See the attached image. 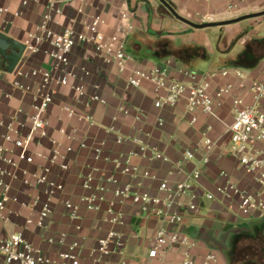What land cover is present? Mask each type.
Here are the masks:
<instances>
[{
  "label": "built area",
  "instance_id": "built-area-1",
  "mask_svg": "<svg viewBox=\"0 0 264 264\" xmlns=\"http://www.w3.org/2000/svg\"><path fill=\"white\" fill-rule=\"evenodd\" d=\"M30 1L21 0L22 8H27ZM87 1L48 0L41 23L22 44L25 50L18 63L22 62V66L18 68L17 65L12 73L7 71L15 76L12 81L13 89L21 92L23 98H30L31 109L27 112L19 107L10 118L0 119V264H85L84 245L79 241L70 243L66 233L50 234L47 238L57 248L54 257L27 239L28 233L44 235L50 231L53 202L65 194V187L55 178L54 170H69V156L74 152L72 145L78 136L77 128L68 131L65 127L58 129L59 136L52 134L48 113L59 90L71 89L78 95V103H84L87 108L95 103H106L99 94L88 97L86 80L91 72L87 67H77L72 62V55L78 46H92L95 55L105 65L115 66L126 77L131 89L140 90L146 85L151 86L154 107L157 110H181L191 126L198 123L200 115L221 121L218 111L223 100L230 98L234 119L228 129L229 152L244 173L254 179L255 188H243L232 180L229 173L221 171L220 178L224 183L216 187L217 194L205 193L204 196L208 201L225 200L235 203L241 215L263 219L264 80L251 81L248 88L254 103L248 106L241 95L234 94L235 85L232 82H221L234 75L240 80L241 88L245 89V77L239 69L222 68L202 73L185 68L175 70L171 61L151 68L143 67L127 49V41L135 32V14L127 9L120 12L118 25L110 34L102 30L105 20L100 15L85 21L82 31L55 28L60 25L56 18L63 14L62 7L78 3V13L85 15ZM248 4L249 0H230L227 11L237 14ZM8 12L7 8H0V21ZM14 16L19 17L21 13H15ZM211 22L213 20L205 17L202 19V24ZM43 45L50 47V66L48 69L32 67L31 60L41 52ZM11 97L6 95L8 99ZM61 109L70 119L77 118L80 122H89L91 125L94 123L92 116H79L70 105L64 104ZM118 110L137 122H154L158 129L165 127L162 118L153 120L143 111H135L129 104L122 103ZM111 131L117 144L133 142L137 145L138 150L132 157H151V160L170 163V175H187V180H163L158 174L133 165L131 158H127L116 161L115 168L137 183L121 184L115 176L97 179L95 171L84 177L83 187L92 193L82 198L81 203L86 205L88 211H100L105 202L107 186L114 184L117 186L114 191L117 200L131 201L141 215L156 218L162 223L150 243L147 253L149 264H167L170 255L178 257L175 264H219L217 253L200 252L202 248L198 242L181 231L186 215L199 210L201 195L197 188L201 187L203 169L210 164L216 142L204 136L195 148L184 151L181 161L173 163L144 137L130 140L120 135L116 129ZM81 147L87 148V144L82 143ZM198 151L203 152L202 159L193 171L188 172L186 164L196 159ZM92 152L95 160L102 158L101 148H93ZM18 180L26 187L41 189L43 197L34 195L28 201H22L18 196H13L14 184ZM145 181L158 184L157 195L137 190ZM12 205L28 213L24 222L17 224L19 229L15 232L9 231L8 227H12L13 219L18 218L20 212L12 209ZM63 205L65 216L75 224L78 232L81 231L80 204L66 198ZM107 215L112 229L91 248V258L94 264H103L112 257H120L124 260L121 264H129L126 260V235L118 230V227H126L124 215L114 205L107 209Z\"/></svg>",
  "mask_w": 264,
  "mask_h": 264
},
{
  "label": "crops",
  "instance_id": "crops-1",
  "mask_svg": "<svg viewBox=\"0 0 264 264\" xmlns=\"http://www.w3.org/2000/svg\"><path fill=\"white\" fill-rule=\"evenodd\" d=\"M229 1L169 0L179 15L196 24H202L204 17L213 20L211 22L213 24H220L257 14L259 10V7L254 6L253 0H249L247 7L233 14L227 11ZM47 4L48 0H31L27 8H22L21 0H0V8L9 10L0 21V36L23 44L28 35L34 33L41 23ZM79 7L78 3L62 7L63 14L56 18L60 25H54L55 28L82 31L85 21L90 17L100 15L105 20L102 30L110 34L118 25L120 12L127 9L135 14V32L127 41V49L143 67L151 68L162 62L171 61L175 70L185 68L202 73L222 68L239 69L245 77V89L241 88L240 80L234 75L221 82H232L235 85L234 94L241 95L246 105L251 106L254 103L248 87L252 80H264V57L256 61H247L246 55L249 46H256L259 43L264 45V21L258 22L261 23L262 30L258 29L257 22L244 23L256 18L232 25L213 27L222 29L223 32L220 38V44H223L220 52L224 65L215 66L209 62V57L207 58L203 47L204 37H200L198 33L212 28L202 30L190 28L174 19L158 0H88L85 15L78 13ZM18 12L21 16L15 17L14 14ZM233 25L236 26L229 28ZM174 33L189 36V40L194 41V45L197 46L188 43L174 45ZM239 39H244L242 48L238 52L228 54L236 46L234 42ZM49 51L50 47L43 45L41 52L31 60V66L48 69L51 62ZM10 52L11 50L7 53ZM196 57L206 59V69L190 68ZM3 60L8 61L6 58ZM72 62L77 67H87L91 72V76L86 80L88 97L99 94L106 103H95L87 108L84 103H78V95L71 89L59 90L56 101L48 113V119L53 128L52 134L59 136L58 129L65 127L68 131L77 128L78 136L72 145L74 152L69 156V170H54L55 178L65 187V194L53 202L54 213L50 218V231L44 235L28 233L27 239L34 246L54 257L57 254V248L48 242L47 238L50 234L66 233L70 243L79 241L84 245L85 264H94L90 250L112 229L108 223L107 209L114 205L115 209L124 215L126 227H118V230L126 235L127 262L129 264H149L147 253L150 243L162 223L156 218L141 215L131 201L117 200L114 197L117 186L114 184L107 186L105 202L101 210L88 211L86 205L81 203V199L91 195L92 191L84 189V177L96 171L94 175L97 179L103 176H115L121 184H135L137 183L135 180L115 168L116 161L131 158L133 165L139 166L142 170H150L163 180L172 182L187 180V175H170L172 172L170 163L151 160V157L146 159L132 157L133 153L138 150L137 145L133 142L117 144L112 129H116L126 139L134 140L139 136L144 137L151 146L157 147L173 163L181 161L184 151L195 148L204 136H208L216 142V147L210 156V164L203 169L201 187L197 188L201 195L198 201L199 210L197 213L186 215L181 231L198 242L202 248L200 252L217 253L219 264H247V261L264 264V218L245 217L238 211L235 203L225 200L208 201L204 196L205 193L215 194L216 187L224 183V180L220 178L221 171L229 173L232 180L241 187L255 188L254 179L244 173L229 152L228 129L234 119L231 99L223 100V105L218 111L221 121L200 115L198 123L191 126L181 110H157L154 107L151 86L146 85L140 90L131 89L127 85L126 77L115 66L105 65L95 55L92 46H78L72 55ZM21 66L22 62L18 68ZM14 78V75L7 73V68H0V119L10 118L19 107H23L27 112L31 109L30 98H23L21 92L13 89ZM6 95L12 96L11 99L6 98ZM122 103L129 104L135 111H143L153 120L162 118L165 121V127L158 129L154 122H137L132 117L124 116L118 110ZM64 104L73 107L79 116H92L93 125L85 121L80 122L77 118L70 119L61 109ZM82 143H86L87 148L83 149ZM93 148L103 150L101 159H94ZM202 156L203 152L198 151L196 159L186 164V170L193 171L199 165ZM137 190L139 192L149 191L152 195H157L158 184L145 181ZM12 195L18 196L22 201H28L34 195L43 197L41 189L26 187L21 180L14 184ZM66 198L80 204L82 229L79 232L75 229V224L65 216L63 200ZM218 199H220L219 195ZM12 209L20 212L19 217L13 219L12 227H8L9 231L15 232L19 229L17 224H22L28 213L15 205H12ZM238 252L240 254L237 258L235 254ZM234 258L236 262L231 260ZM177 259L178 257L170 255L167 264H175ZM122 261L124 260L120 257H112L103 264H121ZM172 261L174 263H171Z\"/></svg>",
  "mask_w": 264,
  "mask_h": 264
},
{
  "label": "rangeland",
  "instance_id": "rangeland-1",
  "mask_svg": "<svg viewBox=\"0 0 264 264\" xmlns=\"http://www.w3.org/2000/svg\"><path fill=\"white\" fill-rule=\"evenodd\" d=\"M254 6L255 7H259V10H257V13H261L264 11V0H253ZM263 22L264 21V17L262 18H256L253 20H250L248 22H244L245 24H251L252 22ZM259 30H262V26L261 23L256 24ZM236 25L230 26L229 28H233ZM253 28V27H252ZM255 28V26H254ZM200 33V37H204L203 40V47L206 50L207 53V58L209 57V62L214 64L215 66H220V65H224L223 63V59H222V55H221V48L223 46V44H220V38L221 35L223 34L222 29L219 28H212L209 30H205V31H201L198 32ZM174 45H178L181 43H188L189 45H194V41L191 42L189 39V36L185 35V34H176L174 33ZM260 35V34H258ZM264 36V35H263ZM254 39V38H252ZM244 39H239L238 41H235L234 44H236V46L232 49V51L228 52V54H232L235 52H238L239 49L242 48V46L244 45ZM201 42V41H198ZM197 46V45H194ZM197 49V48H195ZM205 58H201V57H196V59L194 61H192L190 68L194 69V70H203L207 68V61H205ZM9 66V62L5 61L3 59L0 58V68H8Z\"/></svg>",
  "mask_w": 264,
  "mask_h": 264
},
{
  "label": "water",
  "instance_id": "water-1",
  "mask_svg": "<svg viewBox=\"0 0 264 264\" xmlns=\"http://www.w3.org/2000/svg\"><path fill=\"white\" fill-rule=\"evenodd\" d=\"M158 1L160 2L161 6L164 9H166V11L174 19H176V20L184 23L185 25L189 26L190 28L196 29V30L213 28V27H217V26L232 25V24H236V23H239L241 21H244V20L251 19V18H259V17L264 16V11H263L261 13H257V14L249 15V16H244V17H241L239 19H235V20L228 21V22H223L220 24H213V23L196 24V23H193L192 21L182 17L181 15H179L177 13L176 9L169 2V0H158ZM10 50H11V53L8 54L7 52ZM24 50H25V47L21 43L9 41L6 37L0 36V51L2 52V54H5V58L9 61V66L7 68V71L9 73H12L14 71V69L16 68V66L18 65L20 59L22 58ZM247 264H256V263L249 262Z\"/></svg>",
  "mask_w": 264,
  "mask_h": 264
},
{
  "label": "flooded vegetation",
  "instance_id": "flooded-vegetation-1",
  "mask_svg": "<svg viewBox=\"0 0 264 264\" xmlns=\"http://www.w3.org/2000/svg\"><path fill=\"white\" fill-rule=\"evenodd\" d=\"M9 52V51H8ZM11 53V52H10ZM0 57L1 59H5V54H1L0 52ZM264 57V45L263 43H259L256 46L252 45L249 46V50L246 55V60L247 61H256ZM240 252L236 253L235 256L238 258ZM232 261L234 260L236 262V259H231ZM233 261V262H234ZM251 261H247L246 263H249Z\"/></svg>",
  "mask_w": 264,
  "mask_h": 264
}]
</instances>
